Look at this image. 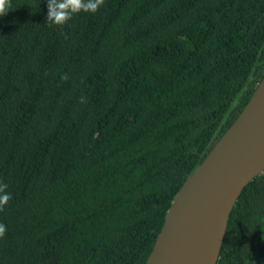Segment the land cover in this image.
Returning <instances> with one entry per match:
<instances>
[{"label": "trees", "instance_id": "16d2710c", "mask_svg": "<svg viewBox=\"0 0 264 264\" xmlns=\"http://www.w3.org/2000/svg\"><path fill=\"white\" fill-rule=\"evenodd\" d=\"M0 16V264H145L188 174L264 74V0H105ZM66 77V78H62ZM216 264H264V170Z\"/></svg>", "mask_w": 264, "mask_h": 264}, {"label": "water", "instance_id": "95a60500", "mask_svg": "<svg viewBox=\"0 0 264 264\" xmlns=\"http://www.w3.org/2000/svg\"><path fill=\"white\" fill-rule=\"evenodd\" d=\"M264 170V74L167 209L145 264H216L232 207Z\"/></svg>", "mask_w": 264, "mask_h": 264}, {"label": "clouds", "instance_id": "9594fccd", "mask_svg": "<svg viewBox=\"0 0 264 264\" xmlns=\"http://www.w3.org/2000/svg\"><path fill=\"white\" fill-rule=\"evenodd\" d=\"M105 0H47L46 22L49 27L55 25L62 27L66 25L74 15L81 12L96 13L103 5ZM11 9L10 0H0V16L6 15ZM66 78V77H62ZM8 185L0 182V211L11 200V194L7 192ZM6 226L0 223V238L5 236Z\"/></svg>", "mask_w": 264, "mask_h": 264}]
</instances>
